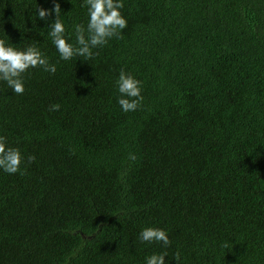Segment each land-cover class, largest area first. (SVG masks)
I'll return each instance as SVG.
<instances>
[{
    "label": "trees",
    "instance_id": "16d2710c",
    "mask_svg": "<svg viewBox=\"0 0 264 264\" xmlns=\"http://www.w3.org/2000/svg\"><path fill=\"white\" fill-rule=\"evenodd\" d=\"M55 2L77 46L88 6ZM122 3L119 38L64 60L55 14H36L54 0H0V39L56 67L29 68L23 94L0 80V136L22 158L0 169V264H264V0ZM121 70L140 82L135 111Z\"/></svg>",
    "mask_w": 264,
    "mask_h": 264
},
{
    "label": "clouds",
    "instance_id": "9594fccd",
    "mask_svg": "<svg viewBox=\"0 0 264 264\" xmlns=\"http://www.w3.org/2000/svg\"><path fill=\"white\" fill-rule=\"evenodd\" d=\"M88 6L87 30L81 24L75 25L76 45L68 43L64 33L65 27L59 19L61 8L58 2L53 4L52 9H45L37 5L36 14L41 20L47 19L49 15L55 14V18L50 25L49 36L55 45L61 59L69 60L73 56H81L90 59L93 55L92 48L102 46L113 36L119 38L120 30L127 26L126 19L121 15L120 9L123 7L122 0H84ZM87 31V35H85ZM42 67L44 71L55 73V65L49 64L46 57L34 46L29 45L25 49H17L6 45L5 40L0 39V80L16 94H23L24 85L22 74L29 68ZM118 91L121 96L118 100L123 111H135L143 97L141 96L140 82L131 74L121 70L117 80ZM59 104H53L50 110H58ZM6 138L0 136V169L9 174L20 171L21 154L19 149L6 146ZM134 159V157H132ZM34 156L28 157V162H32ZM140 239L143 242H159L164 247L170 244L166 231L160 228L145 227L141 230ZM165 256L167 252L152 254L146 258V264H166ZM178 260V254L173 257Z\"/></svg>",
    "mask_w": 264,
    "mask_h": 264
}]
</instances>
